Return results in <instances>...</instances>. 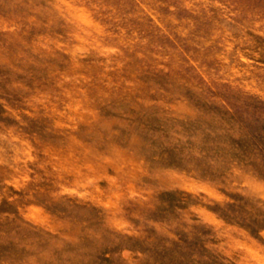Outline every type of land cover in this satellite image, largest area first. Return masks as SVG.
<instances>
[{"label": "rangeland", "instance_id": "374dc122", "mask_svg": "<svg viewBox=\"0 0 264 264\" xmlns=\"http://www.w3.org/2000/svg\"><path fill=\"white\" fill-rule=\"evenodd\" d=\"M0 264H264V0H0Z\"/></svg>", "mask_w": 264, "mask_h": 264}]
</instances>
